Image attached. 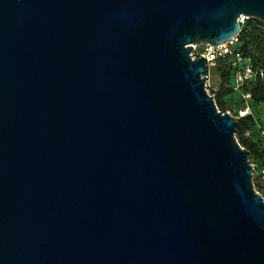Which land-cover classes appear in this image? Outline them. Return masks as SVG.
Wrapping results in <instances>:
<instances>
[{
    "label": "water",
    "instance_id": "water-1",
    "mask_svg": "<svg viewBox=\"0 0 264 264\" xmlns=\"http://www.w3.org/2000/svg\"><path fill=\"white\" fill-rule=\"evenodd\" d=\"M264 0H0V264H264V201L202 55Z\"/></svg>",
    "mask_w": 264,
    "mask_h": 264
},
{
    "label": "trees",
    "instance_id": "trees-1",
    "mask_svg": "<svg viewBox=\"0 0 264 264\" xmlns=\"http://www.w3.org/2000/svg\"><path fill=\"white\" fill-rule=\"evenodd\" d=\"M235 47L241 52V54L255 67H259L264 71V24L254 18L249 17L239 29L236 35ZM224 61L219 58L217 62ZM225 62V61H224ZM222 66V65H221ZM231 67L228 64H223L220 67L221 85L216 89V97L213 96L214 103L220 111H225L221 97L231 91V87L228 85V78L231 75ZM243 89H247L250 92L249 104L250 106L256 102L264 105V77L255 78L249 83L243 86ZM235 124V138L236 141L248 151V157L255 159L259 158L261 163L264 160L262 154L264 152L263 146L257 147L258 144L255 140L251 139L248 135H244L243 131L251 129V117L250 115L239 116Z\"/></svg>",
    "mask_w": 264,
    "mask_h": 264
},
{
    "label": "built area",
    "instance_id": "built-area-1",
    "mask_svg": "<svg viewBox=\"0 0 264 264\" xmlns=\"http://www.w3.org/2000/svg\"><path fill=\"white\" fill-rule=\"evenodd\" d=\"M249 17L251 16L240 15L239 17H237L236 21L241 26L247 19H249ZM235 43L236 36L219 43H211L206 41L193 42L189 44L191 45V49L188 54L191 58L202 55L204 57V62L207 68L209 66H213L219 58L223 59L225 63L231 67L230 71L233 83H231L230 87L231 89H239V96L245 101V103L237 109V116L239 117L251 115V106L248 102V100L250 99V92L247 89H243V86L254 80L255 78H263L264 71L259 67L253 66L235 47ZM206 92L209 94L207 90ZM257 131L262 134L261 140L264 141V129H262L260 126H257ZM248 133V129H245L243 131L244 135H247ZM262 144L264 149V143ZM250 164L252 166L253 172L254 165L253 163ZM256 178L258 179L261 188L264 189V160L259 164V167L257 168ZM254 191L256 190L254 189ZM256 192L258 193V191ZM258 194L264 201L263 196L260 193Z\"/></svg>",
    "mask_w": 264,
    "mask_h": 264
},
{
    "label": "rangeland",
    "instance_id": "rangeland-1",
    "mask_svg": "<svg viewBox=\"0 0 264 264\" xmlns=\"http://www.w3.org/2000/svg\"><path fill=\"white\" fill-rule=\"evenodd\" d=\"M225 64L224 61L216 62L213 66H209L207 70L205 71L206 78H205V88L209 92V94H212L214 97H216V89L221 85V78H220V67ZM222 65V66H221ZM231 83H233V79L231 75H229L228 78V85L230 86ZM221 101L223 102L224 108L229 111L232 118L236 120L238 118L237 116V109L242 106L245 101L240 98L239 96V89H231L230 92L223 95L221 98ZM248 102H250L248 100ZM217 108V107H216ZM218 109V108H217ZM225 110V111H226ZM251 122L252 126L247 134L251 139L255 140L258 144L257 147H262L264 143L262 139V134L257 131V126H260L262 129H264V105L262 103L256 102L251 105ZM235 137V132H234ZM264 156V152L262 154V157ZM261 157V156H260ZM253 158L248 157L249 163H253L254 170L251 175V182L252 187L260 193L264 198V189L261 188L258 179L256 178L257 168L259 167V162L261 161V158ZM264 158V157H263Z\"/></svg>",
    "mask_w": 264,
    "mask_h": 264
}]
</instances>
